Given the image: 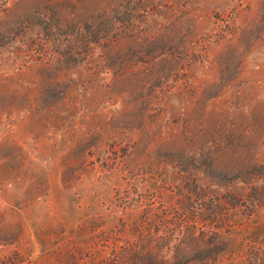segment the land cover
<instances>
[{
  "label": "rangeland",
  "instance_id": "1",
  "mask_svg": "<svg viewBox=\"0 0 264 264\" xmlns=\"http://www.w3.org/2000/svg\"><path fill=\"white\" fill-rule=\"evenodd\" d=\"M0 264H264V0H0Z\"/></svg>",
  "mask_w": 264,
  "mask_h": 264
}]
</instances>
